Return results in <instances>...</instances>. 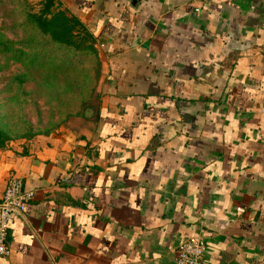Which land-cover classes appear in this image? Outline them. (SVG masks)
Returning a JSON list of instances; mask_svg holds the SVG:
<instances>
[{
	"label": "crops",
	"instance_id": "1",
	"mask_svg": "<svg viewBox=\"0 0 264 264\" xmlns=\"http://www.w3.org/2000/svg\"><path fill=\"white\" fill-rule=\"evenodd\" d=\"M58 1L101 49L100 115L1 154L0 196H35L0 264H177L198 235L204 264H264V0Z\"/></svg>",
	"mask_w": 264,
	"mask_h": 264
},
{
	"label": "rangeland",
	"instance_id": "2",
	"mask_svg": "<svg viewBox=\"0 0 264 264\" xmlns=\"http://www.w3.org/2000/svg\"><path fill=\"white\" fill-rule=\"evenodd\" d=\"M45 4L46 0H0V41H15L16 47L28 53L23 60H17L14 54L0 51V131L7 135L4 147H0V158L1 154L18 157L36 143L62 145L73 138L80 140L81 132L92 122L87 112H91L89 105L86 108L84 103L89 96L93 103L100 94L105 67L101 49L98 42L87 47L88 39L75 35L73 39L79 46L66 57L67 49L52 44L49 34L44 35L32 17L41 14ZM64 9L63 4L52 7L53 12ZM32 38L31 49L23 42ZM97 71H101V77L95 74ZM76 81L84 84V90L80 87L75 97L64 95L74 91Z\"/></svg>",
	"mask_w": 264,
	"mask_h": 264
},
{
	"label": "trees",
	"instance_id": "3",
	"mask_svg": "<svg viewBox=\"0 0 264 264\" xmlns=\"http://www.w3.org/2000/svg\"><path fill=\"white\" fill-rule=\"evenodd\" d=\"M56 4L61 5L58 0H46L44 11L41 14H35L32 17H34V22L36 26L41 30L42 33H45L44 35H48L51 38L52 44H61L64 46V48L67 49L66 57H69V55L72 53V49L79 46L78 43L73 39L74 36L82 35V40L88 39V46L87 47H94L97 44V40L94 36V34L91 32V30L80 20V18L74 14L71 13L67 8L64 10H57V12L52 11V7H54ZM71 13V16H68V14ZM77 31V33H75ZM33 40L32 38L30 41L25 40L23 43L27 44V47L33 48ZM17 42L15 41H0V51L4 54H14L15 58L17 60H23L28 53L24 52L22 48L16 47ZM26 53V54H25ZM73 73V69L70 70L69 74ZM96 75H99L101 77V71H97L95 73ZM86 75V74H85ZM20 82L23 84L24 79L19 76L18 77ZM103 76L100 78V84H99V95L96 96V99L93 103H90L91 96L86 100L84 103V106L91 110L88 111V117H90V120L93 122L97 121L99 119L100 115V106H101V99H102V89L101 85L103 84ZM80 82L79 85H77ZM98 85L95 84L94 86ZM84 84L81 81H76L75 86L72 88V90H68L66 94L70 97H75L78 95L80 87L82 88ZM97 89V87H96ZM84 90V87H83ZM82 90V92H83ZM87 91V89H85ZM95 91V87L93 89V92ZM87 94V92H86ZM67 96V97H68ZM83 96V94H81ZM86 98V95H85ZM85 99L82 100V103ZM92 104V105H90ZM93 109V111H92ZM90 113V115H89ZM7 139V135L2 131H0V147H4L5 142ZM27 154V152H24L23 155Z\"/></svg>",
	"mask_w": 264,
	"mask_h": 264
},
{
	"label": "built area",
	"instance_id": "4",
	"mask_svg": "<svg viewBox=\"0 0 264 264\" xmlns=\"http://www.w3.org/2000/svg\"><path fill=\"white\" fill-rule=\"evenodd\" d=\"M34 196L33 190L25 188L21 177L9 176L0 196V255H9L7 243L9 224L18 217H25L27 205ZM238 210L243 211L242 208ZM206 250L207 240L204 236L198 235L187 239L176 251V263L204 264Z\"/></svg>",
	"mask_w": 264,
	"mask_h": 264
}]
</instances>
